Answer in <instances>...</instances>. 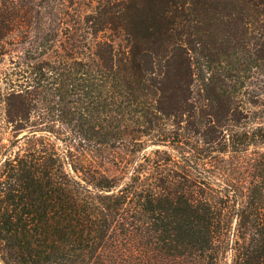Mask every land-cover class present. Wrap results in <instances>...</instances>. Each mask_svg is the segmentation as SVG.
Instances as JSON below:
<instances>
[{
  "label": "trees",
  "instance_id": "trees-1",
  "mask_svg": "<svg viewBox=\"0 0 264 264\" xmlns=\"http://www.w3.org/2000/svg\"><path fill=\"white\" fill-rule=\"evenodd\" d=\"M75 2L0 93V264H264V0Z\"/></svg>",
  "mask_w": 264,
  "mask_h": 264
},
{
  "label": "rangeland",
  "instance_id": "rangeland-1",
  "mask_svg": "<svg viewBox=\"0 0 264 264\" xmlns=\"http://www.w3.org/2000/svg\"><path fill=\"white\" fill-rule=\"evenodd\" d=\"M96 0H76L74 5L67 3L66 6L60 7L62 10H74L82 7L84 10H89V6ZM6 4L11 12L14 6L9 3L8 0H0V6ZM23 13L29 12V15L34 18L36 12H40L41 25L43 24V30L45 38L37 41L38 47L33 45L35 40L33 35H25L24 32L28 31L25 22H19L16 24L14 33L9 35V38L0 44V93L5 94L9 92V86L6 84V78L8 74L19 71L22 66V62L26 59L33 57H39L41 59H55V0H24L22 5ZM59 17V16H58ZM35 22V19L33 20ZM33 22V23H34ZM34 25V24H33ZM8 41V42H7ZM7 42V43H6ZM119 42V41H118ZM30 48L32 51H30ZM37 48V50H35ZM53 48V49H52ZM34 49V50H33ZM87 52V51H83ZM15 78V77H14ZM4 106H0V151L3 149L2 144H6L10 147L11 141L14 139V131L11 125L4 122ZM27 132L20 133L17 139L24 137ZM156 147H150L149 150H153ZM1 159V156H0Z\"/></svg>",
  "mask_w": 264,
  "mask_h": 264
}]
</instances>
